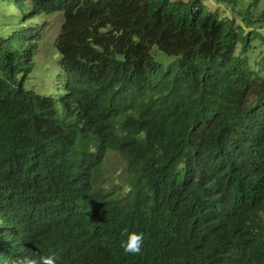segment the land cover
<instances>
[{
  "label": "trees",
  "instance_id": "trees-1",
  "mask_svg": "<svg viewBox=\"0 0 264 264\" xmlns=\"http://www.w3.org/2000/svg\"><path fill=\"white\" fill-rule=\"evenodd\" d=\"M0 15V264H264V0H0ZM53 15L64 81L41 95ZM113 152L124 182L107 180Z\"/></svg>",
  "mask_w": 264,
  "mask_h": 264
},
{
  "label": "rangeland",
  "instance_id": "rangeland-1",
  "mask_svg": "<svg viewBox=\"0 0 264 264\" xmlns=\"http://www.w3.org/2000/svg\"><path fill=\"white\" fill-rule=\"evenodd\" d=\"M6 5L7 4L3 2V16L6 15V18L10 19L8 18L9 14H7L9 6ZM212 5L213 9L217 8L221 11L228 9L225 5L219 6L216 3H212ZM3 16L0 15V22L3 20V18H5ZM43 20L44 18H42V21ZM45 22L48 24L46 27L43 26L42 28L43 39L34 60L35 67L28 83V87L41 95H60L62 94V84L64 78L61 73V68L58 64L60 56L53 44L60 32L62 16L53 15L46 18ZM262 33L264 34V29H262ZM259 46L262 47V49L253 52V55L257 57V60H260L264 57V44ZM124 169L125 165L119 159V156L114 153L110 154L106 170L107 178L111 180L109 183L123 182V180L120 179H123L122 174Z\"/></svg>",
  "mask_w": 264,
  "mask_h": 264
},
{
  "label": "clouds",
  "instance_id": "clouds-1",
  "mask_svg": "<svg viewBox=\"0 0 264 264\" xmlns=\"http://www.w3.org/2000/svg\"><path fill=\"white\" fill-rule=\"evenodd\" d=\"M63 86V85H62ZM114 154H117L113 152ZM112 154V153H111ZM110 154L107 156L106 166L109 160ZM124 164V162H122ZM125 165V164H124ZM107 176V175H106ZM124 182V174H122ZM110 182L111 180L107 178ZM120 183V182H119ZM143 243V234L138 231H128L126 239L121 242V248L125 253H138L141 251V246ZM18 264V263H17ZM20 264H57V258L54 255H47V256H39V257H31L25 256L22 258Z\"/></svg>",
  "mask_w": 264,
  "mask_h": 264
}]
</instances>
